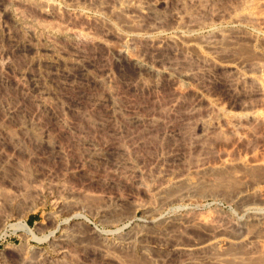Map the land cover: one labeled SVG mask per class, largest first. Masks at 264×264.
Returning <instances> with one entry per match:
<instances>
[{"label":"rangeland","instance_id":"1","mask_svg":"<svg viewBox=\"0 0 264 264\" xmlns=\"http://www.w3.org/2000/svg\"><path fill=\"white\" fill-rule=\"evenodd\" d=\"M23 2L22 5L17 3L11 6V10L24 13V16L29 17L27 18L29 21L31 18L33 22L38 20L39 23H52L51 19L38 14L36 0H24ZM52 2L56 9L65 11L67 8L69 10L65 11L61 19L75 18L77 22L90 20L93 24L98 18L90 31L99 30L100 27L97 28V26L103 14L99 10L97 12L96 8L93 9V6H83L81 8L83 15L80 14L85 17L81 18L79 14L80 18H78L79 15H74L78 13L73 8L71 0H53ZM65 2L69 7H66ZM236 2L239 0H219V4L224 6ZM1 3L2 0H0V25L7 27L10 34L7 38L0 32V64H8L4 72L9 77L16 76L20 71L37 75L39 79L43 77L40 80L44 82L46 88L51 89L52 96L45 95V97L48 96L46 97L48 101L55 103L57 97L62 99L60 101L57 99L58 106L54 104L56 108L53 110L38 111L36 104L29 99H24L14 87L0 83V215L2 213L3 216L0 221V264H213V257L218 255L216 251H195L185 256L183 253L170 252L167 248L172 243L180 247L185 245L189 247L187 245L196 246L198 241H205L210 235L211 220L218 224L228 220L245 222L248 214L241 207H246V205L249 212L262 211L264 213V201L261 202L257 197L248 196L242 201L236 199L237 192L252 186L259 188L264 198L263 123H248L246 128H249L244 134L246 138L244 142L236 141L234 136L224 130H221L222 133L218 131L216 136L208 141L210 148L207 154L209 156L206 154V159H208L206 161L210 164L218 163L222 153L228 152L234 158L248 155L246 157L252 160L258 159L260 165H255L256 167L235 166L230 170H209L203 174L194 173L195 175L192 173V178L194 177L197 182L189 191L190 200H182L184 197L182 193L185 194V191L190 188L187 185H177V187L169 188L170 191L167 189L165 192L156 193L152 191V186L160 180L157 172L155 173L157 165L154 158L157 155L162 152L163 154L170 151L179 152L180 160L164 162V166L172 171L176 170L174 172H179L188 164L190 165V161L193 160V163L202 152L193 148L191 151L186 145L188 139L186 140L185 136H165L163 126L151 131L147 125V127L144 125L141 127L127 121L121 123L124 120L119 121L120 119L116 121L106 113L107 106L94 110L89 104V98L103 92L100 84H95L93 87L76 79L74 86L79 87L80 92L82 91V94H78L71 87L67 89L63 86L62 77L55 76L53 68L43 65L38 68L35 65L32 66L30 60H32L33 53L29 50L22 52L14 48V41L21 38L20 28L13 22L14 17L9 12L3 11ZM54 22L56 21L53 20ZM217 23L209 25V28L207 25L202 26L195 36L202 39V36L208 37V35L212 36L211 34L221 33V31L222 33L229 31L230 27L227 23ZM165 25L169 26L167 23ZM168 26H163L167 29L163 28L164 30L160 31L159 35L163 38H169L171 34L170 37L175 35L172 25L169 26L171 28ZM251 29L249 27L242 29V35L244 34L248 39L257 37L260 42L262 36ZM85 32L87 30L83 31ZM39 36V39L43 37ZM26 39L34 45L38 43L35 38L26 37ZM39 39V47H41L40 43L45 46L46 43ZM108 39L111 45L117 43L114 37H108ZM196 39L199 40L197 37ZM55 43L57 46H63L62 48L66 49L67 53L72 50L69 42L56 40ZM93 46L83 47L85 59H89L92 63L88 67V74L91 77L101 76L105 67L109 68L110 74L105 84L109 89L112 88L114 95L116 93L117 96H121L119 100L125 103H122L123 105L129 106L128 103L131 102L139 112L141 108L144 117H151L152 114L153 116L158 115L161 103H167V98L172 96V87L169 82L155 73L136 68L127 60L116 58L107 46ZM135 47L138 49L137 45ZM257 50L243 41L234 47L227 57L240 58L245 64L243 66L246 67L252 60L264 62V56ZM201 52L205 53L200 51V55ZM40 54L43 58L48 57L43 51ZM49 78L52 79L49 80ZM141 83L145 84V88ZM250 87L247 84L244 91H235L234 94L221 83H214L209 86L208 94L226 109L239 114L243 112L242 103L252 99L250 97L252 87ZM52 91H55L56 97ZM34 95L37 96L38 93ZM164 99L167 101H163ZM60 102L67 105V109L61 108ZM15 104L19 112H15L12 117L5 115V106ZM262 108L264 109V99H262ZM59 115L61 121L65 122L59 121V117L57 118ZM175 120V124L181 123L180 120L177 122ZM181 125L176 126L184 132V126ZM154 165H156L155 168ZM136 171L140 174H136ZM178 190L182 194L178 196L181 200L176 196L180 194ZM139 202L140 205H147V207L150 205L149 209L152 208V211L146 209L148 210L146 212L154 215L153 217L157 220L156 224H161V228L142 225L147 215L144 209H136L135 206ZM194 217L202 218L209 223H201L198 226L192 223ZM23 223L28 226L29 230L21 227ZM141 226L146 229L140 228ZM164 226L167 228H163ZM139 230L146 233L142 236L143 238L136 239L134 236ZM236 231L234 229V232ZM130 239L134 240V244ZM260 244L264 247V238ZM227 250L242 256L245 249L235 244ZM221 256L223 264H234L228 255ZM262 260L264 261L263 257H259L254 260V263L260 264ZM181 261L186 262L181 263Z\"/></svg>","mask_w":264,"mask_h":264},{"label":"bare ground","instance_id":"2","mask_svg":"<svg viewBox=\"0 0 264 264\" xmlns=\"http://www.w3.org/2000/svg\"><path fill=\"white\" fill-rule=\"evenodd\" d=\"M23 1L24 0H2L1 7L3 8L4 12H9L14 17L13 22H15L20 28L21 38L14 41V48L17 50H22V52L24 50H29L30 52H32L33 57L31 58L32 60H30V64L32 66L35 65L36 68H38V66L43 65L48 68H53L54 73L56 74L55 76L59 78L62 77L63 81L62 79L60 81L63 82V86L67 87V89L71 87L74 91L78 92V94H82V91L80 92L79 87L74 86V81L76 79L81 80L82 83L84 81L86 82V84L92 86L95 84H100L103 87V92L93 95L90 98L88 97L90 101L89 104H91L94 110H99L104 106H107L106 113L109 114L110 117L115 118L116 121L117 119H120L119 121L124 120L121 123L127 121L135 125H140L141 127L143 125H147L151 131L159 126H163V132L165 133V136H185L187 137L186 140L188 139L186 144L187 147H189L190 149H198V151L200 150V152H202L201 155L199 153L200 156H197L198 158L196 157L193 163V160L190 161L192 164H188V167L186 166V168L179 172H174L176 170L172 171L170 168L164 166V162L166 161L177 159L180 160L181 155L178 154L179 152L170 151L166 154H163L164 152H162V154L160 153L159 155H157L154 158V162L157 166L154 165V168L155 166L157 167L155 173L157 172L156 174H158V179L160 180H157L158 184H154L155 186L151 185L153 187L152 191H156V193L165 192L167 189H171V187H177V185H187V187L190 188L185 191V194L182 193L184 195L182 200L186 201L190 200L189 191L193 189V186L196 185L197 182H195L194 177L192 178V173L203 174L209 170L225 171L230 170L235 166L252 167L261 164L259 162L260 160L258 159L252 160L249 157H246L248 155L234 158L231 157L228 152L222 153V156L220 157L218 163L210 164L206 161L208 160L206 159V154L208 153L210 148L208 141L212 137L216 136V133L218 131L224 130V132H227L229 135L231 134L232 136H234L236 141L244 142L246 140L244 134L247 133L246 130L247 128H249H246V125L248 123L264 124V109L262 108V99H264V62L260 60H252L253 62L251 61L250 64L248 63L249 65H247L250 67L249 68L247 66L244 67L245 64H243L240 58L232 59L227 57L229 56L230 51H233L234 47H236L243 41H246L248 44L252 45L254 49H258L257 51H260L261 55L264 56V0H239V2H236L235 4L231 3L225 6L219 4V0H71L73 8L78 13L76 14L74 11H72L76 16L83 12V9L81 10V8L85 5L93 6V9L96 8L97 12L99 10L101 14H103V16L101 17L102 19L100 18L101 20H99L100 23L98 22L99 26H97V28H100L99 30L96 29L98 30L97 32H92V30L90 31V29L92 28V26L94 27L93 24L97 23L96 20L98 21V18H96V20L94 19L95 23L93 24V21L91 22L90 20V22L88 20H85V22H77L75 21V18H73L74 20L70 18H66L65 20H63L61 19L62 16H64L63 14L68 12L69 10L65 8V12L64 10L62 11L59 8H54V3L52 2L53 0H36L39 4L38 5L36 3L38 14L47 19H51L52 23H39L37 22L38 20H34L33 22L31 18L29 21L27 19L29 17L24 16V13L22 14V12L11 10V6H14L17 3L21 4ZM22 4H24V2ZM66 7H69L68 4ZM80 15L77 17L80 18ZM82 15L81 18L83 17ZM53 20L56 22L53 23ZM215 22H223V24L227 23L229 25L228 27H230L229 31H227L226 33V31L223 29L225 33H222L221 31V33L218 32L215 34H211L212 36H204L205 38L202 36V39L201 37L195 36L197 31L202 26L207 25L208 27L211 24L214 25ZM166 23L169 24V26L170 24L172 25V29L174 30L173 33H175V35L170 37L172 35L171 34L169 38H163L159 35L160 31L167 29L163 27L168 26L165 25ZM246 27L252 28L256 33L262 36L261 41L259 42L257 40V37L248 39L243 34L247 38L246 39L241 33L242 29ZM8 30L9 29L7 27H3L2 25H0V32H2V34H5L7 38L10 37ZM84 30H87V32L83 33ZM39 35H42L44 39H42V36V38L39 39ZM26 37L35 38L37 40L35 41L38 43V39L43 40L46 45L43 46L41 45L42 43H40L41 47H39L38 43H36L37 45H34L33 43H30V41L26 39ZM108 37H114L117 40V43H115V45H111L110 43H108ZM196 37L199 38V40L196 39ZM251 37H253V35ZM54 40H64L65 42H69L70 48L72 49H70L71 52L67 53L66 49L64 50L62 48L63 46H57V42L55 43ZM85 45L107 46V48L115 55L116 58L127 60L136 68H142L143 70H145V72L147 71L155 73V75H159V77H161L163 80L169 82L170 86L172 87V96L170 98H167L168 101L165 100L166 98L163 100L167 101V103H161V106L159 105L161 107L160 113L158 115L154 113L156 116H153L152 114L151 117H144L141 113V108L139 112L137 108H134L131 102L126 101L127 103L129 102L128 104L132 105L131 107L130 105H123L125 103L122 102V104V100H119V98L121 99V96H117L118 94L116 95V93L114 95V92L112 93L111 91L112 88L109 89L107 84H105L106 81H108V74H110L109 68L105 67L103 72L100 70L102 72L101 76L93 75V77H91L88 74V67L92 63L89 59H85L86 56H84L85 54L83 50V47ZM136 45L138 46V49H136ZM40 51L45 52V55H47L48 57L43 58L40 54ZM200 51H204L205 53L203 54L201 52L202 54L200 55ZM197 53H199V55ZM6 68H8L7 63L6 65L0 64L1 84H6L14 87L15 90H18L22 94V97L24 99H29L34 104H36L38 111L47 112L49 110H53L54 108H56V106H58V100L60 101V99L62 98L57 97L56 102L53 103L48 101V96H46L47 98L45 97V95H51V89L46 88L44 82L40 80L43 77L39 79L37 75L28 74L24 71L17 72L18 74L16 76L13 75L9 77L8 74L4 72V69ZM50 79L52 78H49V80ZM214 83H221L223 86H226L228 90L233 91L234 94L235 91H241L243 89L245 90L246 85L248 84L252 87L250 94V97L252 99L242 103V113H233L223 107L220 102L212 99L209 96L208 88ZM141 85H143V87L145 86L144 83H141ZM49 86L51 85L49 84ZM36 93H38L37 96L34 95ZM52 93L56 97L55 91H52ZM16 105L17 104L6 105L5 115L7 114L11 117L14 116L13 114L19 109ZM60 107H65L67 109V105L65 106V104H63L62 102H60ZM88 112L84 113L87 114ZM90 114L91 113H89V115ZM58 117L60 119V115L57 116V118ZM178 118L181 123L179 122L175 124L174 120ZM59 121H61V119ZM177 124H182V127L184 126V132L183 130L180 131V129L177 128ZM158 136L160 137V135ZM193 149H191V151ZM196 154L197 153H195V155ZM263 162L264 161H262V163ZM132 171H134V169H132ZM138 173L139 172L136 171V174ZM221 182L223 183V181ZM181 189L184 190L183 188ZM173 190L175 191V189ZM180 194H177L176 196H182V194ZM262 195V191H260L259 188L252 186L249 189H242L237 192L236 199L242 201L248 196H254L257 197L261 202H263L264 198H262ZM178 199H180V197H178ZM190 202H192V200ZM134 204L136 203L134 202ZM140 204L141 203L139 202V204L135 206L137 207L136 209H144V212L147 215L145 220L142 222L144 223L142 225H151L154 228H161V224H156L157 220L153 217L154 215H152L150 211V213L146 212L148 211L146 209H149L150 205H148L147 207V205L144 206ZM246 207H241L242 210L248 214L245 222H239L240 220H228L222 224H218L215 221L212 222V220L209 223L205 222L202 218L196 219L194 217L195 219L193 218L194 220H192V223L198 224V226L201 225V223L210 224L209 226L211 230L209 233V237L205 241H198V244H196L195 242L196 246H191L189 244L187 245L189 247H185L186 245L184 247H180L179 245H174L173 243L171 245L169 243L170 245L169 247L167 246V249L170 250V252L183 253L185 254V256L195 251L200 252L204 250H213L218 254L213 257V264H223L221 262L223 260V257L221 255L223 254L228 255L234 264H256L254 263L255 259H258L259 257H263L264 259V247L260 244V242L264 238L262 237V233H264V213H262V211L249 212L247 211ZM151 209L152 208H150L149 210ZM149 214H151V216ZM1 217L3 218L2 213L0 215V221H2ZM189 220L191 219L189 218ZM21 227L25 230H29L28 226L24 223L21 225ZM140 228H142V226ZM143 228L146 229V227L144 226ZM163 228H165V226ZM234 229L237 230V233L234 232ZM145 233L143 232V230H139L138 232H136L134 238L137 239L138 237H142L145 235ZM147 233H149V231ZM130 240H132L131 242L133 243L134 240ZM124 243L127 244L125 240ZM235 244L242 246L245 249L242 256H238L237 253H232L230 250H227L228 247H231V245ZM131 246L133 245L131 244ZM196 255L197 254H195V256ZM251 257L252 259L250 260ZM183 262L184 261H181V263ZM259 263L264 264V261L262 260Z\"/></svg>","mask_w":264,"mask_h":264}]
</instances>
